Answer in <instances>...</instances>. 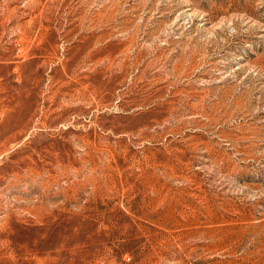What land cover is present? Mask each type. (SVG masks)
<instances>
[{"label": "rangeland", "instance_id": "rangeland-1", "mask_svg": "<svg viewBox=\"0 0 264 264\" xmlns=\"http://www.w3.org/2000/svg\"><path fill=\"white\" fill-rule=\"evenodd\" d=\"M0 264H264V0H0Z\"/></svg>", "mask_w": 264, "mask_h": 264}]
</instances>
